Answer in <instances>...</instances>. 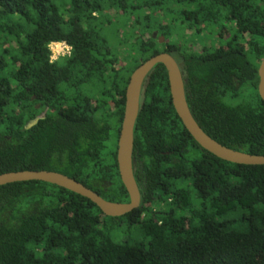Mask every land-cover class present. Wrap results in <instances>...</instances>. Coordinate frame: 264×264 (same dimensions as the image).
Wrapping results in <instances>:
<instances>
[{
  "label": "trees",
  "instance_id": "trees-1",
  "mask_svg": "<svg viewBox=\"0 0 264 264\" xmlns=\"http://www.w3.org/2000/svg\"><path fill=\"white\" fill-rule=\"evenodd\" d=\"M116 19L124 25L113 50L103 31ZM206 35L219 47L200 41ZM52 43L71 54L52 62ZM161 53L178 62L200 127L264 156V0H0V175L58 172L129 203L117 162L126 89ZM73 99L91 111L59 120V103ZM37 104L46 118L26 129ZM134 138L141 205L124 217L44 182L0 187V264H264V166L203 150L162 64L144 83ZM122 228L135 239L118 240Z\"/></svg>",
  "mask_w": 264,
  "mask_h": 264
},
{
  "label": "water",
  "instance_id": "water-1",
  "mask_svg": "<svg viewBox=\"0 0 264 264\" xmlns=\"http://www.w3.org/2000/svg\"><path fill=\"white\" fill-rule=\"evenodd\" d=\"M155 37H157V34H155ZM163 42L164 38L161 37V43ZM159 64L164 65L167 70L172 102L179 118L187 131L203 150L232 164L264 166V156L251 155L225 147L211 138L200 127L190 111L186 98L185 83L178 62L172 55L161 53L142 64L133 72L126 89L125 112L117 146V162L121 181L130 197L129 203H114L107 201L83 183L53 171L27 170L4 173L0 175V187L13 183L33 181L48 183L90 200L100 208L105 216L112 218L124 217L138 209L141 205V192L135 179L133 169L135 125L140 112V102L144 83L153 69ZM258 74V92L261 99L264 101V60L259 67ZM45 118L46 114H43L31 122L28 125V129Z\"/></svg>",
  "mask_w": 264,
  "mask_h": 264
},
{
  "label": "rangeland",
  "instance_id": "rangeland-1",
  "mask_svg": "<svg viewBox=\"0 0 264 264\" xmlns=\"http://www.w3.org/2000/svg\"><path fill=\"white\" fill-rule=\"evenodd\" d=\"M123 25L124 23L122 19H116L114 23L108 25L107 28L104 29L103 31L104 37H106L109 40V45L113 50L118 49L120 41H121V35L117 33L116 30L120 29V31L122 32L123 30H121V26ZM200 41L204 42V44L206 45L214 43L213 38L210 35H206L202 37ZM193 46H194L193 49H196V50H201L203 47L202 43L199 41H196L193 44ZM133 239H135V237L132 238V236L129 233H127L124 228H122L118 240L127 241V240H133ZM137 240H140V239L137 237Z\"/></svg>",
  "mask_w": 264,
  "mask_h": 264
},
{
  "label": "flooded vegetation",
  "instance_id": "flooded-vegetation-1",
  "mask_svg": "<svg viewBox=\"0 0 264 264\" xmlns=\"http://www.w3.org/2000/svg\"><path fill=\"white\" fill-rule=\"evenodd\" d=\"M214 43L213 44H209L208 45V47L209 48H211L212 46L216 49V47H219V41L218 40H216V35L214 36ZM182 72V71H181ZM182 75H183V73H182ZM183 79H184V75H183ZM33 99H34V97H33ZM74 101H73V103H74V106H72L71 108H68V107H63V102L61 103H59V111H58V114H59V116H60V118H59V120H61L64 116H66V117H71V116H74L75 115V113H76V111H82V109H83V107L85 108V111H88V112H90L91 111V104H88V102H87V100H85L84 102V104L82 103V102H80V103H77L76 101H75V99H73ZM36 109H38V110H42V105L41 104H37L36 106ZM112 107H113V109H114V102H112ZM47 112H48V109H44V110H42L41 111V113L39 114V115H37L34 119H32V120H30V121H28V123H27V125H26V129H28V125L31 123V122H33L34 120H36L37 118H39L40 116H42L43 114H46L47 115ZM37 125V124H36ZM35 125V126H36ZM35 126H33V127H35ZM32 127V128H33ZM31 129V128H30Z\"/></svg>",
  "mask_w": 264,
  "mask_h": 264
},
{
  "label": "built area",
  "instance_id": "built-area-1",
  "mask_svg": "<svg viewBox=\"0 0 264 264\" xmlns=\"http://www.w3.org/2000/svg\"><path fill=\"white\" fill-rule=\"evenodd\" d=\"M51 50V60L52 62L58 61L60 58L69 56L71 54V47L66 43H52L49 46Z\"/></svg>",
  "mask_w": 264,
  "mask_h": 264
}]
</instances>
